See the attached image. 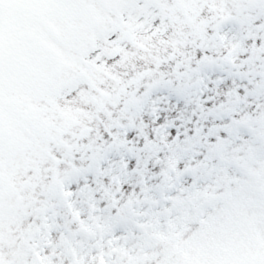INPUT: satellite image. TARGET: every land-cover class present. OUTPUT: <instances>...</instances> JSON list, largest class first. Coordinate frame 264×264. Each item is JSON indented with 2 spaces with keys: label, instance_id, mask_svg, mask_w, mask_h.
Returning a JSON list of instances; mask_svg holds the SVG:
<instances>
[{
  "label": "snow or ice",
  "instance_id": "1",
  "mask_svg": "<svg viewBox=\"0 0 264 264\" xmlns=\"http://www.w3.org/2000/svg\"><path fill=\"white\" fill-rule=\"evenodd\" d=\"M0 264H264V0H0Z\"/></svg>",
  "mask_w": 264,
  "mask_h": 264
}]
</instances>
